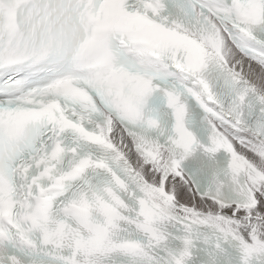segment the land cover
<instances>
[{
    "label": "snow or ice",
    "instance_id": "snow-or-ice-1",
    "mask_svg": "<svg viewBox=\"0 0 264 264\" xmlns=\"http://www.w3.org/2000/svg\"><path fill=\"white\" fill-rule=\"evenodd\" d=\"M0 264H264V0H0Z\"/></svg>",
    "mask_w": 264,
    "mask_h": 264
}]
</instances>
